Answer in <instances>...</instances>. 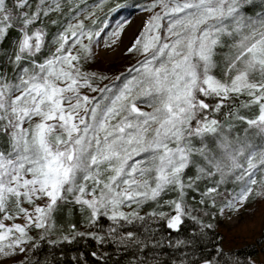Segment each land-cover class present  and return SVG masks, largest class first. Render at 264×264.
<instances>
[{
    "label": "snow or ice",
    "instance_id": "1",
    "mask_svg": "<svg viewBox=\"0 0 264 264\" xmlns=\"http://www.w3.org/2000/svg\"><path fill=\"white\" fill-rule=\"evenodd\" d=\"M123 6L0 0V264L79 238L96 264H221L204 218L264 200V0L138 2L135 60L109 76L90 66Z\"/></svg>",
    "mask_w": 264,
    "mask_h": 264
},
{
    "label": "rangeland",
    "instance_id": "2",
    "mask_svg": "<svg viewBox=\"0 0 264 264\" xmlns=\"http://www.w3.org/2000/svg\"><path fill=\"white\" fill-rule=\"evenodd\" d=\"M129 20L122 36V41L115 51L105 49L102 45L96 48V59L90 66L92 70L114 76L122 72L127 66L134 62L135 57L125 55L126 49L132 42L143 22V15L138 8L125 6L113 13L108 19L115 27L116 23ZM214 219L216 229L223 237V248L226 251H233L252 244H262L259 255L253 260L255 264H264V200L255 199L248 203L238 214H234L232 219L217 215ZM61 229L64 226H61ZM23 256L15 257L4 262V264H19Z\"/></svg>",
    "mask_w": 264,
    "mask_h": 264
},
{
    "label": "trees",
    "instance_id": "3",
    "mask_svg": "<svg viewBox=\"0 0 264 264\" xmlns=\"http://www.w3.org/2000/svg\"><path fill=\"white\" fill-rule=\"evenodd\" d=\"M138 2H143V0H110V3L122 4L125 6H131L137 4ZM122 8V7H121ZM137 8V7H135ZM120 9V8H119ZM113 13H110L108 19L111 17ZM254 111V109L252 110ZM245 114L251 115V112H246ZM229 189L232 188V185L229 184L227 186ZM215 217L218 218L216 215ZM207 222L213 223L214 228L209 231L208 236L204 242V254L211 255L214 252V247L222 248L224 251V257L221 264H232L234 261H239V264H255L253 260L259 255L262 241H259V244H252L240 248L238 250L226 251L223 248V235L217 231L216 224L214 219L216 218H204ZM59 225L67 227L70 223H74L79 221V217L74 215L72 212H61L58 214ZM82 221H80V225H82ZM194 226L191 221H189L185 225V232L187 233L189 229H192ZM264 235V231H263ZM99 248V245L95 243V241L88 238H79L77 241H74L71 244H63V245H49L47 243L41 242V245L38 250H36L35 259H49L51 260L54 256L58 264H75V261L72 259L73 257H80L83 255L89 264H96V261L90 256L92 251H96ZM109 253L113 256V260H109L107 264H113V261L116 259L115 252L111 249H107ZM31 255V254H30ZM123 264H127V260H124Z\"/></svg>",
    "mask_w": 264,
    "mask_h": 264
}]
</instances>
